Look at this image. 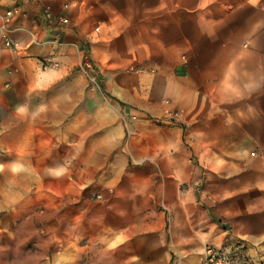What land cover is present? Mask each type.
<instances>
[{
    "label": "crops",
    "instance_id": "obj_1",
    "mask_svg": "<svg viewBox=\"0 0 264 264\" xmlns=\"http://www.w3.org/2000/svg\"><path fill=\"white\" fill-rule=\"evenodd\" d=\"M196 153L235 178L189 189L199 237L169 243L142 188ZM235 242L264 260V0H0V264H201Z\"/></svg>",
    "mask_w": 264,
    "mask_h": 264
},
{
    "label": "rangeland",
    "instance_id": "obj_2",
    "mask_svg": "<svg viewBox=\"0 0 264 264\" xmlns=\"http://www.w3.org/2000/svg\"><path fill=\"white\" fill-rule=\"evenodd\" d=\"M88 55V54H87ZM89 57V55H88ZM90 58V57H89ZM91 60V59H90ZM92 63V62H91ZM82 64V63H81ZM93 67V65H92ZM201 140H189L185 139L184 134L183 138L180 141L183 145L191 146V144L201 143ZM197 151V150H195ZM252 155V153H251ZM236 157L234 156H218V155H202V154H194L190 158L191 166L193 168V176L188 179L175 177L168 170L169 164V156L163 155L161 157L162 171H149V182L146 187H143V191H148L149 196L147 197L153 199L151 204L147 205L146 210H150L152 212L159 213V217H155V219H151L149 223H155V227L162 229L163 233L166 236L167 242L176 238L178 242L184 241V239L191 237L192 239H196L199 237L198 235H193L192 231H189L191 216H187V212L189 215L193 213L194 217H198L199 221H202L199 211L194 209L193 212L191 210L190 200L188 194V190L193 188L194 198L196 193H200L202 187L208 184V188H211V185L214 182L219 180L222 181H230L235 178L234 172V160ZM156 160V161H155ZM157 157L154 159L153 156L145 154L141 157V167L151 166L155 169L158 168ZM225 165L226 170L219 172L217 170L218 165ZM165 167V168H164ZM167 169V170H166ZM212 183V184H211ZM99 198H101V194ZM95 197H97L95 195ZM98 198V197H97ZM47 205L35 204L34 211L37 214H42L45 210H47ZM190 208V210H189ZM188 209V210H187ZM159 218V219H158ZM188 218V219H187ZM140 224V221L131 222L130 227H135ZM192 234V235H186ZM202 247V256H203ZM178 250H171V261L170 264L173 263L175 258L178 256ZM18 256L19 264H37L41 261L54 259V255L56 253L50 251H42L37 250L35 247V251L33 253L28 252H16Z\"/></svg>",
    "mask_w": 264,
    "mask_h": 264
},
{
    "label": "built area",
    "instance_id": "obj_3",
    "mask_svg": "<svg viewBox=\"0 0 264 264\" xmlns=\"http://www.w3.org/2000/svg\"><path fill=\"white\" fill-rule=\"evenodd\" d=\"M12 15L11 11L5 13V17ZM45 17L51 19L49 11L45 12ZM60 22L66 23V18H61ZM3 43L5 46H14V44L4 37ZM82 68L84 69L88 80L95 85V76L91 74L93 67L90 58L87 54L83 55ZM98 198L100 195H96ZM201 264H264V260L256 261L252 259L246 252L245 246L240 242L224 243L218 246L207 244L203 249Z\"/></svg>",
    "mask_w": 264,
    "mask_h": 264
}]
</instances>
